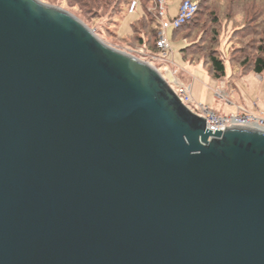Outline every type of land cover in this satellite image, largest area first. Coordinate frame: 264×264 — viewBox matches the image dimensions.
Listing matches in <instances>:
<instances>
[{
    "label": "water",
    "instance_id": "1",
    "mask_svg": "<svg viewBox=\"0 0 264 264\" xmlns=\"http://www.w3.org/2000/svg\"><path fill=\"white\" fill-rule=\"evenodd\" d=\"M0 264H264V131L211 132L71 14L0 0Z\"/></svg>",
    "mask_w": 264,
    "mask_h": 264
},
{
    "label": "rangeland",
    "instance_id": "2",
    "mask_svg": "<svg viewBox=\"0 0 264 264\" xmlns=\"http://www.w3.org/2000/svg\"><path fill=\"white\" fill-rule=\"evenodd\" d=\"M39 2L55 7L58 9H61L78 20H80L89 30H91L96 37L103 42L105 45L127 53L136 59L146 62L150 64L153 68L157 69L163 77L167 80V82L170 83H176L178 85H184L189 86L187 82L184 80L185 74L183 70H181L179 65H188V61H190V57L187 56V58H183L180 50L183 49L186 46H189V49H193L197 47H203L207 46V48L211 51L212 49L215 51V54L220 56L221 59L225 60V66L228 70H230V64L229 60L232 56H240L243 54H254V49L257 48V38L252 36H246L242 38H237L234 35L235 26H233V23L235 21L239 23L241 21V17L237 16L238 14H235L236 7L231 6L230 2L227 0H208V3L203 5L200 8L199 15L196 17V20L193 21L186 29L181 30V32L178 33V38L173 39L172 38V29L167 28L166 36L167 40L170 43L171 46V52L168 54V61H161L160 59L156 58V52L153 48V39L147 34L146 31H141L138 33H142V45L137 44L136 36L129 37L131 33V24L139 17L142 16L143 8L152 10V4H145L141 2V0H138V9L134 15H125L123 19L119 22V26L117 23L118 19L123 16V13H125L126 7H123V12L120 16H117L116 14L111 15V8L108 10L100 9L97 12V15H94L93 13H85V10L81 8L79 5H73L69 2V0H38ZM180 0H164L165 8L167 9V13L165 16L161 19V23L167 24L169 19L167 16H171L177 6L179 5ZM235 5V4H234ZM239 9V8H238ZM144 10V11H145ZM241 10V9H240ZM229 12V13H228ZM211 13L213 17H208V14ZM239 13V12H238ZM226 14L234 15V19L232 18L231 21L227 24L224 16ZM220 19L221 25L218 26L217 22H213V19L216 17ZM217 21V20H216ZM257 22H251L249 24V28H254ZM150 25L149 27H151ZM240 26V25H239ZM218 32V34H217ZM218 35V36H217ZM212 39L213 45L211 47V44L209 43V40ZM146 45V48L143 47V45ZM191 47V45H193ZM238 48V49H237ZM237 51H240V53H237ZM205 54V53H203ZM199 54L198 56H195L193 65L195 67H199L202 69L200 64L205 62L204 58L205 55ZM204 57V58H203ZM154 58V59H153ZM174 65H173V64ZM197 64V65H196ZM205 67V66H204ZM203 70V69H202ZM205 72L209 73L208 67H205ZM168 71V73H166ZM210 74V73H209ZM251 74V73H249ZM248 74V76H249ZM228 77L225 76V80L220 81V83L224 84V88L230 86L228 84ZM173 77H175L180 84L177 81H173ZM248 77L245 74L240 81V83H243L244 79L246 80ZM173 81V82H172ZM199 81V80H198ZM215 83H217L216 80H213ZM186 83V84H184ZM200 83V82H199ZM202 83V82H201ZM228 84V85H227ZM249 85H243L241 87L242 94L245 99H249L248 101H244V103L249 102L251 107V100L247 92V87ZM175 85H172L171 88L174 90ZM251 88V87H250ZM207 91L210 92V95H206L207 98H215V94L213 91L217 92V88H211L208 86ZM194 92V89H193ZM213 92V93H212ZM235 94H232L231 99H235ZM223 96V95H222ZM222 101H226V98L223 96ZM236 101V100H235ZM213 105L217 106V101L212 99ZM221 105V103H218ZM211 105V104H210ZM225 106V112H223L221 115H229L232 112L229 108L233 107L231 105H228L227 103L223 104ZM250 107L247 106V109ZM212 110V109H211ZM217 113V112H216ZM233 114V113H232Z\"/></svg>",
    "mask_w": 264,
    "mask_h": 264
},
{
    "label": "trees",
    "instance_id": "3",
    "mask_svg": "<svg viewBox=\"0 0 264 264\" xmlns=\"http://www.w3.org/2000/svg\"><path fill=\"white\" fill-rule=\"evenodd\" d=\"M132 0H69L70 3L73 5H79L81 8L85 10V13H93L94 15H97V12L100 9L108 10L111 8V15L116 14L117 16H120L123 12V7L125 6V13H123V16H121L117 22L119 26V22L123 19L125 15L128 14V7L130 5ZM198 2V11L195 15V17L189 22L181 26L177 30H172V38L177 39L178 33L181 32V30L186 29L193 21L196 20V17L199 15L200 8L208 3V0H196ZM230 2L231 6H235V14H238L237 16L241 17V21L237 23H233V26H235L234 35L237 38H242L246 36H252L257 38L258 46L254 49V54H243L236 57L232 56L229 60L230 64V70H231V76H237L241 74H245L248 71H251L255 74H261L264 71V0H228ZM141 2L145 4H152L153 9L149 10L146 8H143L142 16L137 18L132 24H131V33L129 37L136 36L137 44L142 45V33H138L141 31H146L147 34L152 37L153 39V48L155 49L156 55H159V50L156 48V39L157 34L161 29V23L160 18L158 16V10H157V0H141ZM227 2V0H226ZM235 4V5H234ZM140 6V5H138ZM239 8V9H238ZM138 9V7H137ZM136 9V11H137ZM241 9V10H240ZM145 10V11H144ZM239 12V13H238ZM136 13V12H135ZM134 13V14H135ZM229 13V12H228ZM132 14V15H134ZM234 15L226 14L224 16V19L226 23L228 24L231 19H234ZM208 17H213L211 13L208 14ZM217 20V21H216ZM257 22L254 28H249V24L251 22ZM213 22H217L218 26L221 25L220 19L215 17L213 19ZM152 25L150 28L149 26ZM240 25V26H239ZM218 34V32H217ZM218 36V35H217ZM209 43L211 44V47L213 45L212 39L209 40ZM194 46L191 45V47ZM143 47L145 50L146 45L144 43ZM193 49H189V46L184 47L180 50V53L182 57L185 59L190 57V61H188L189 64H193L195 56H198L199 54L205 55V62L202 64L208 69L211 77L214 80H223L226 76V66H225V60L221 59L220 56L215 54V51L212 49L211 51L207 48V46L203 47H197ZM238 49V48H237ZM237 53H240V51H237ZM241 54V53H240Z\"/></svg>",
    "mask_w": 264,
    "mask_h": 264
},
{
    "label": "built area",
    "instance_id": "4",
    "mask_svg": "<svg viewBox=\"0 0 264 264\" xmlns=\"http://www.w3.org/2000/svg\"><path fill=\"white\" fill-rule=\"evenodd\" d=\"M138 0H132L128 7V14L132 15L138 7ZM158 16L161 19L165 16L166 10L164 0H157ZM198 11V2L195 0H182L178 7V12L174 18L169 20L167 24L161 23V29L157 34L156 48L159 50L161 61L167 62V56L171 52V46L166 37L167 28L177 30L186 23H189ZM154 59V58H153ZM156 59V58H155ZM170 86L175 85L173 90L180 102L194 115L205 119V125L211 132L224 131L225 128L242 127L252 130L264 131V109L258 108L257 104H253V110L238 109L236 113L229 115H220L207 106L196 103L191 97L190 86L178 85L170 83ZM215 98L223 100V96L219 92H215Z\"/></svg>",
    "mask_w": 264,
    "mask_h": 264
},
{
    "label": "crops",
    "instance_id": "5",
    "mask_svg": "<svg viewBox=\"0 0 264 264\" xmlns=\"http://www.w3.org/2000/svg\"><path fill=\"white\" fill-rule=\"evenodd\" d=\"M181 1L182 0H180L179 4L181 3ZM178 7H179V5L177 6V8L175 9L174 13L171 16H169V15L167 16V18L169 20H171L172 18H174L176 16V14L178 12ZM165 10L167 13L168 11L166 8H165ZM159 57H161V56L156 55L155 58L160 59ZM167 61H168V57H167ZM187 64L188 65L182 64V65H179L178 67H180L181 70H183V72L185 74L184 80L187 82V84L191 88V97H192L194 102L203 104V105L207 106L208 108L212 109L214 112H217L220 115L223 112H225L226 108L223 105L225 103L233 106V107L229 108L233 114L236 113L238 109H245V110L252 111L254 103L257 104L259 109H261V110L264 109V71L261 74H255L251 71H248L245 73L248 78L246 80L244 79L243 83H240L238 81H240L241 78L245 74H241L240 76L239 75L231 76V70H228L226 67V76L228 77V74H230L229 78H228V84L230 86L224 88V84L220 83V81H223L225 79L216 80L217 83L212 81L213 78L211 77V75L208 72H205V70H204L205 67L203 64H200V66L202 67L203 70L200 69L198 66L195 67L193 64H189V63H187ZM166 73H168V71H166ZM249 73H251V74H249ZM248 74H249V76H248ZM173 81L179 82L175 77H173ZM179 83L182 84L181 82H179ZM184 84H186V83H184ZM243 85H249L247 87V92H248V95L251 96L250 97L251 107L249 106L250 105L249 102L244 103V101H246V100L248 101L249 99L248 98L245 99L244 98L245 96L243 97V94L241 93L242 92L241 87H243ZM208 86L211 88H214V89L217 88V92L221 93L226 98V101H222L220 99L213 98V96L211 98H207L206 95H208V94L210 95V92L207 91ZM193 89H194V92H193ZM213 92L215 93L216 91H213ZM233 93L235 94L234 96H236V98L234 100L231 99ZM212 99L217 101V106L213 105ZM218 103H221V105H219ZM247 106L250 108L247 109Z\"/></svg>",
    "mask_w": 264,
    "mask_h": 264
}]
</instances>
